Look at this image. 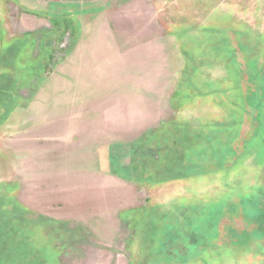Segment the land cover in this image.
<instances>
[{
	"label": "rangeland",
	"instance_id": "obj_1",
	"mask_svg": "<svg viewBox=\"0 0 264 264\" xmlns=\"http://www.w3.org/2000/svg\"><path fill=\"white\" fill-rule=\"evenodd\" d=\"M170 1L119 20L122 67L84 68L123 87L129 122L144 119L107 169L92 164V195L43 188L37 162L6 161L17 136H0V264H264V0ZM89 7L0 0V127L80 92L62 69ZM54 72L68 82L47 83Z\"/></svg>",
	"mask_w": 264,
	"mask_h": 264
},
{
	"label": "crops",
	"instance_id": "obj_2",
	"mask_svg": "<svg viewBox=\"0 0 264 264\" xmlns=\"http://www.w3.org/2000/svg\"><path fill=\"white\" fill-rule=\"evenodd\" d=\"M148 2L150 0H89V11L82 16L77 15L78 18L88 17L87 25L84 26L80 39L74 45L64 70L62 69L63 72L71 73L68 69L74 68L72 71L74 74H70L73 79L69 84L77 83V86L73 84L71 86L81 88L80 92L75 93L77 96L73 95L68 102L59 98L50 101L46 97V102L43 101L44 103L35 111L31 110L32 101L30 107L13 111L7 123L0 127V136L6 133L17 136L15 143L9 142L8 151L3 152L6 161H13L14 156H20V160L25 162L31 164L37 162L28 169L35 173V178L40 177L43 188L56 189L54 191L57 194L64 196L65 193L70 194L65 189L73 186V189L79 190L71 193L92 195V164L96 170L99 163L102 165L106 163L105 156L110 145L123 146L129 138V130L140 129V125L143 124V118H135V122L134 120L129 122L127 109L123 107V87L119 90L118 87L112 86L111 82H107L109 79L99 84L96 82L98 80L84 68H89L91 71L94 62H106L107 66L118 68L128 61V53L118 48L112 38L113 30L121 29L119 20L132 17L135 11L132 10L134 4ZM92 3L102 5L99 7L102 14L93 13L96 11L93 10ZM118 3L121 4V9L118 6L113 8V4ZM137 7L136 15L141 13V17H146L147 11ZM101 17L105 19L104 26L103 23L98 25L93 21ZM116 25L118 28H115ZM57 73L47 76L46 81L61 87L68 81L57 76ZM87 83L95 84L97 92L94 91V86L85 87ZM69 89L70 87L66 92ZM112 98L120 99L121 105L112 106L110 103ZM1 146L0 144V156ZM104 168L106 166L103 165L100 170L103 171ZM51 185L53 188H50ZM81 186L84 187L83 190Z\"/></svg>",
	"mask_w": 264,
	"mask_h": 264
}]
</instances>
